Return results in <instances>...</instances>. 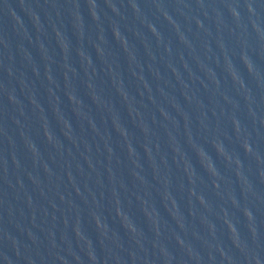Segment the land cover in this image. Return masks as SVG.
I'll list each match as a JSON object with an SVG mask.
<instances>
[{
    "label": "water",
    "instance_id": "95a60500",
    "mask_svg": "<svg viewBox=\"0 0 264 264\" xmlns=\"http://www.w3.org/2000/svg\"><path fill=\"white\" fill-rule=\"evenodd\" d=\"M0 264H264V0H0Z\"/></svg>",
    "mask_w": 264,
    "mask_h": 264
}]
</instances>
